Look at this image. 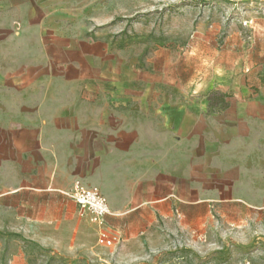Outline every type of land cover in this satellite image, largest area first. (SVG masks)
Masks as SVG:
<instances>
[{"label": "crops", "instance_id": "crops-1", "mask_svg": "<svg viewBox=\"0 0 264 264\" xmlns=\"http://www.w3.org/2000/svg\"><path fill=\"white\" fill-rule=\"evenodd\" d=\"M91 15L92 0H0V228L110 254L161 222H264V68L237 93L189 92L170 64L93 40ZM77 179L106 197L120 245L100 243Z\"/></svg>", "mask_w": 264, "mask_h": 264}, {"label": "rangeland", "instance_id": "rangeland-1", "mask_svg": "<svg viewBox=\"0 0 264 264\" xmlns=\"http://www.w3.org/2000/svg\"><path fill=\"white\" fill-rule=\"evenodd\" d=\"M92 0L85 21L124 64H170L189 92L237 93L264 68V0ZM67 253L0 228V264H264V222L213 214L196 229L157 223L113 253Z\"/></svg>", "mask_w": 264, "mask_h": 264}, {"label": "built area", "instance_id": "built-area-1", "mask_svg": "<svg viewBox=\"0 0 264 264\" xmlns=\"http://www.w3.org/2000/svg\"><path fill=\"white\" fill-rule=\"evenodd\" d=\"M71 196L82 211L89 213L90 221L98 228L100 243L108 245L122 243V236L108 228L107 218L111 214V209L106 197L98 187L86 185L77 179Z\"/></svg>", "mask_w": 264, "mask_h": 264}]
</instances>
